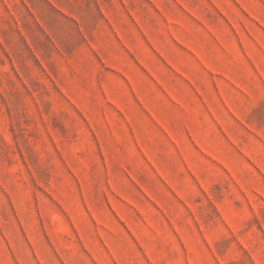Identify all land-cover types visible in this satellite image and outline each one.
I'll list each match as a JSON object with an SVG mask.
<instances>
[{
    "label": "rangeland",
    "instance_id": "obj_1",
    "mask_svg": "<svg viewBox=\"0 0 264 264\" xmlns=\"http://www.w3.org/2000/svg\"><path fill=\"white\" fill-rule=\"evenodd\" d=\"M0 264H264V0H0Z\"/></svg>",
    "mask_w": 264,
    "mask_h": 264
}]
</instances>
